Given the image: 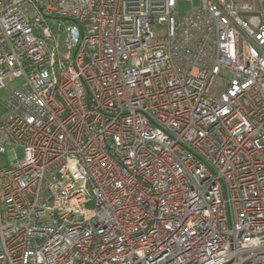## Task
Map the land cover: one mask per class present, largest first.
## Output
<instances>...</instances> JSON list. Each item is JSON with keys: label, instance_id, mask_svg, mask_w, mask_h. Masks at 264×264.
Wrapping results in <instances>:
<instances>
[{"label": "built area", "instance_id": "obj_1", "mask_svg": "<svg viewBox=\"0 0 264 264\" xmlns=\"http://www.w3.org/2000/svg\"><path fill=\"white\" fill-rule=\"evenodd\" d=\"M178 1L0 0V264H264V0Z\"/></svg>", "mask_w": 264, "mask_h": 264}, {"label": "rangeland", "instance_id": "obj_2", "mask_svg": "<svg viewBox=\"0 0 264 264\" xmlns=\"http://www.w3.org/2000/svg\"><path fill=\"white\" fill-rule=\"evenodd\" d=\"M193 6H198V0H192ZM191 8V3L189 1L179 0L177 2V10L180 14H184ZM8 151V150H7ZM15 155L20 157L22 155V149L19 147L14 148ZM8 153H0V166L7 164L10 159Z\"/></svg>", "mask_w": 264, "mask_h": 264}, {"label": "crops", "instance_id": "obj_3", "mask_svg": "<svg viewBox=\"0 0 264 264\" xmlns=\"http://www.w3.org/2000/svg\"><path fill=\"white\" fill-rule=\"evenodd\" d=\"M191 3V2H190ZM190 10V9H189ZM188 10V11H189ZM187 12V11H186ZM185 12V13H186ZM16 86V84L15 83H9V84H7V86L5 87V88H3V89H0V118H1V116L4 114V110H5V108H4V100L6 99V97L8 96V94L14 89V87ZM7 153H8V157H10V150H8V151H6ZM10 159V158H9ZM11 160V159H10ZM10 162V161H9ZM8 162V163H9ZM7 163V164H8ZM7 164H4V165H7ZM4 165H2V166H4ZM2 166H0V167H2Z\"/></svg>", "mask_w": 264, "mask_h": 264}]
</instances>
